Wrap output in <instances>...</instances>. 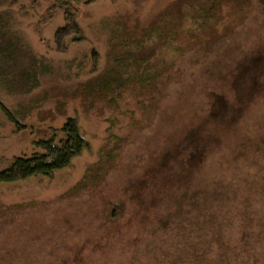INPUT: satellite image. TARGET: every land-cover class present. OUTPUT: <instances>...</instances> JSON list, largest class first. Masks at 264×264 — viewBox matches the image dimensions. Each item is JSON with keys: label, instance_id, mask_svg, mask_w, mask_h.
<instances>
[{"label": "rangeland", "instance_id": "374dc122", "mask_svg": "<svg viewBox=\"0 0 264 264\" xmlns=\"http://www.w3.org/2000/svg\"><path fill=\"white\" fill-rule=\"evenodd\" d=\"M65 2L0 0V170L70 118L87 143L51 176L0 182V264H264V93L192 176L184 117H159L217 57L264 83V0ZM131 53L154 84L101 90Z\"/></svg>", "mask_w": 264, "mask_h": 264}, {"label": "trees", "instance_id": "16d2710c", "mask_svg": "<svg viewBox=\"0 0 264 264\" xmlns=\"http://www.w3.org/2000/svg\"><path fill=\"white\" fill-rule=\"evenodd\" d=\"M65 1L66 12H71L70 1L74 0ZM132 57V53L126 57H117L116 65L120 69H113L115 76L103 78L99 84L101 90L106 93L119 91L121 94L120 91L129 84L131 88L142 93L146 83L150 86L154 84L157 76L153 70L157 68L150 66L148 58L138 60ZM124 58L129 60L126 67L121 63ZM217 59L218 57L210 60V65H202L196 71H191L189 77L184 80L186 85L179 93V98L159 106V117L168 108V114L178 115V118L180 115L184 117V137L182 141H178L179 148L174 154L177 159L182 156L186 161L190 170L189 176H192L200 165L204 168L209 163V159L226 140L225 135L229 130L244 120V108L248 101L264 93V83L259 81V71L253 70V66L233 71L227 67L223 68V63L216 64ZM141 62L142 65L138 66ZM169 69L171 67L166 69V72ZM88 86L89 90H94L93 86ZM7 113L12 121L19 122L11 111L8 110ZM61 132L63 136L60 138L55 134L49 139H39L36 142L38 151L30 155L16 156L10 167L0 170V182L17 181L35 175L51 176L67 167L73 158L87 147V143L80 126L73 118L66 121ZM217 188L220 187L214 189Z\"/></svg>", "mask_w": 264, "mask_h": 264}]
</instances>
